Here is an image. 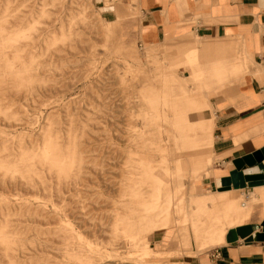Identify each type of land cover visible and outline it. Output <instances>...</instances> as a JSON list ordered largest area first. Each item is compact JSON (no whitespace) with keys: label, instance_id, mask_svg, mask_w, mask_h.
I'll use <instances>...</instances> for the list:
<instances>
[{"label":"rangeland","instance_id":"1","mask_svg":"<svg viewBox=\"0 0 264 264\" xmlns=\"http://www.w3.org/2000/svg\"><path fill=\"white\" fill-rule=\"evenodd\" d=\"M119 1L0 0V264H190L227 241L195 196L218 189L194 170L211 145L178 146L171 117L177 97L200 101L198 69L228 55L197 42L172 59L162 43L127 60ZM230 62L212 104L248 70L240 48ZM259 159L234 161L223 184L245 191L241 205L260 202L248 193L264 180ZM247 225L264 232L258 216Z\"/></svg>","mask_w":264,"mask_h":264},{"label":"crops","instance_id":"2","mask_svg":"<svg viewBox=\"0 0 264 264\" xmlns=\"http://www.w3.org/2000/svg\"><path fill=\"white\" fill-rule=\"evenodd\" d=\"M119 6L125 17L120 53L127 60L141 59L136 46L146 45L145 49H151L162 43L168 49H176L172 59L183 53L181 45L190 47L197 42L214 47L211 51L216 54L221 47V53L228 55L226 60L224 55L223 61L218 58L198 69L201 73L198 90L203 93L199 102L189 96L175 99L172 139H180L178 146L182 148L200 143L211 145L212 154L207 159L213 162L212 167L203 175L201 170L206 169L208 160L198 158L193 162L194 170L197 178H212L218 189L199 192L200 187H197L195 196L207 203V216L212 215L222 222L221 229L227 231V227L247 225L255 216L263 221L264 184L253 186L248 192L260 199L254 207L240 204L239 197L245 195V191L234 193V187L230 188L232 183L223 184L229 181L236 159L264 148V0H120ZM108 14L115 17L113 11ZM238 48L248 62V70L240 76V85H229L224 90L225 95L214 98L213 105L209 91L229 82L232 69L239 65L230 62L231 53H236ZM178 90L180 95L185 87ZM174 153L171 152L170 160L183 156ZM218 160H221L219 167L215 166ZM218 202L221 207L215 205ZM202 207L198 210L194 206L192 214L203 213ZM161 237L162 240L163 235ZM193 237L191 230V241ZM239 237L226 241L201 258L192 259L190 264H264V240ZM215 238L226 240L227 236L224 232Z\"/></svg>","mask_w":264,"mask_h":264},{"label":"water","instance_id":"3","mask_svg":"<svg viewBox=\"0 0 264 264\" xmlns=\"http://www.w3.org/2000/svg\"><path fill=\"white\" fill-rule=\"evenodd\" d=\"M97 6H100L102 5L101 1H97L96 2ZM257 158H260L259 160L262 161L264 160V148L262 150H258L257 152L255 153H251V154H248L246 156H244L243 158H238L236 159V164L239 162H241V164H237V167L238 168H241L244 164H248L250 166H254L256 164V160ZM264 169V168H262ZM230 185V183L228 184ZM252 227L249 226V225H245V226H242V227H239L238 229L236 230H233L231 231V233L229 234L228 236V240L230 242L232 241H235L239 238V236L245 238L246 236H248L247 238H249L248 240H264V232L263 233H259V234H256V237H254L253 235L251 236L250 234L252 233Z\"/></svg>","mask_w":264,"mask_h":264},{"label":"bare ground","instance_id":"4","mask_svg":"<svg viewBox=\"0 0 264 264\" xmlns=\"http://www.w3.org/2000/svg\"><path fill=\"white\" fill-rule=\"evenodd\" d=\"M258 170H256L255 169V172H257ZM264 181V180H263ZM260 182V184H255L254 186H259V185H263L264 184V182ZM178 203H180V202H178ZM255 210V209H254ZM184 212V211H183ZM224 225V224H223ZM245 226V225H244ZM242 227V226H241ZM239 227H237V228H233V229H230L229 230V232H228V234H227V241L228 242H230L229 240H228V236H229V234L231 233V231H233V230H236V229H238ZM171 231H167V232H165L164 234H169ZM254 233H252V235H253ZM176 237V236H175ZM240 238V237H239ZM216 248H218V247H216ZM213 249H215V248H213Z\"/></svg>","mask_w":264,"mask_h":264}]
</instances>
